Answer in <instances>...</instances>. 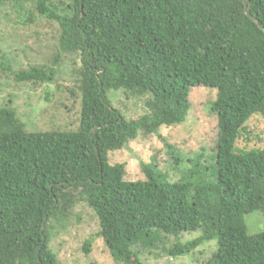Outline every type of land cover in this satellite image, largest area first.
<instances>
[{
    "label": "trees",
    "instance_id": "1",
    "mask_svg": "<svg viewBox=\"0 0 264 264\" xmlns=\"http://www.w3.org/2000/svg\"><path fill=\"white\" fill-rule=\"evenodd\" d=\"M36 9L59 26L58 56L49 70L14 79L52 83L62 55H79L72 91L79 125L28 132L14 109L0 108V264H59L52 223L80 202L97 216L116 264H146L141 253L157 248L190 255L213 240L216 251L203 264H264V232L250 235L245 222L264 215V148L239 145L255 138L249 122L264 118V0H250L261 27L243 0H71L62 11L38 0ZM201 86L217 91L214 153L186 157L167 144L175 173L153 159L140 164L144 180L127 181L126 165H111L108 154L140 132L185 123L191 89ZM112 90L148 96V112L126 120ZM94 240L85 241L86 255Z\"/></svg>",
    "mask_w": 264,
    "mask_h": 264
},
{
    "label": "rangeland",
    "instance_id": "2",
    "mask_svg": "<svg viewBox=\"0 0 264 264\" xmlns=\"http://www.w3.org/2000/svg\"><path fill=\"white\" fill-rule=\"evenodd\" d=\"M38 0H15L0 5V108H12L28 132L55 130L75 131L79 125L80 96L72 95L75 72L81 67L77 54H63L55 66V81L49 84L17 82L14 74L32 68L49 70L59 51V26L42 18L36 7ZM59 11L71 0H49ZM32 19V20H31ZM217 91L208 87L191 89L189 101L191 111L187 121L177 126H162L157 134L139 133L123 148L108 154L111 165L125 164L127 181L144 180L141 163L153 159L165 171H173L174 158L167 144L186 157H192L201 149L208 154L216 150L218 119L211 106ZM75 97V98H74ZM112 105L121 111L126 120H135L148 112L145 102L148 96L128 97L123 90L109 92ZM252 132L249 142L239 141L242 147L264 148V118L254 117L248 124ZM257 138V139H256ZM259 139V140H258ZM176 173L174 178H178ZM52 223L50 248L57 255L59 264H116L102 238L98 237L100 224L94 211L85 203H78L68 217ZM250 235L264 232V215L253 212L245 216ZM201 232L184 234L180 241L185 243L199 237ZM95 238L92 252L83 250L88 238ZM170 246L175 238H169ZM215 240L206 243L190 255L171 258L162 248L143 251L141 259L146 264H203L214 251Z\"/></svg>",
    "mask_w": 264,
    "mask_h": 264
},
{
    "label": "water",
    "instance_id": "3",
    "mask_svg": "<svg viewBox=\"0 0 264 264\" xmlns=\"http://www.w3.org/2000/svg\"><path fill=\"white\" fill-rule=\"evenodd\" d=\"M243 3H244L245 8H246L247 16L250 17L252 20H254L259 27H261L259 22L251 15V12H250V0H243Z\"/></svg>",
    "mask_w": 264,
    "mask_h": 264
}]
</instances>
